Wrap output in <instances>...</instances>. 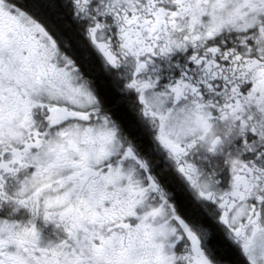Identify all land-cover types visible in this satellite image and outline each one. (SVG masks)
Here are the masks:
<instances>
[{"label":"snow or ice","instance_id":"snow-or-ice-1","mask_svg":"<svg viewBox=\"0 0 264 264\" xmlns=\"http://www.w3.org/2000/svg\"><path fill=\"white\" fill-rule=\"evenodd\" d=\"M0 264H264V0H0Z\"/></svg>","mask_w":264,"mask_h":264}]
</instances>
